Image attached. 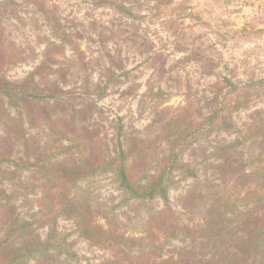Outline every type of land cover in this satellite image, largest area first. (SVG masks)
<instances>
[{
    "label": "rangeland",
    "instance_id": "374dc122",
    "mask_svg": "<svg viewBox=\"0 0 264 264\" xmlns=\"http://www.w3.org/2000/svg\"><path fill=\"white\" fill-rule=\"evenodd\" d=\"M6 1L0 5V25L6 47L17 51L19 60L6 64L0 77L21 82L38 67L52 68L41 94L58 98L48 100L53 118L89 105L87 122L99 125L112 153L130 137L143 138L163 109L195 111V124L206 131L222 100L239 105L232 129L198 137L179 158L196 177L183 179L175 171L177 184L168 200H129L113 174L90 176L71 190L90 198L128 236L140 235L150 216L168 209L197 222L199 210L189 193L219 181L217 149L264 116V0H42L56 7V16L48 10L56 24L31 0ZM7 115L21 120L26 142L8 135ZM67 145L45 126L30 128L18 107L0 99V169L13 173L0 176V201L10 196L14 216L34 223L41 240L50 228L41 226V194L29 177L44 165L70 159V153L60 154ZM238 150L259 152L249 142ZM56 229L73 245L76 258L54 257L47 264H156L191 247L177 239L160 253L131 252L86 240L65 218L57 220ZM5 231L2 225L1 237Z\"/></svg>",
    "mask_w": 264,
    "mask_h": 264
},
{
    "label": "trees",
    "instance_id": "16d2710c",
    "mask_svg": "<svg viewBox=\"0 0 264 264\" xmlns=\"http://www.w3.org/2000/svg\"><path fill=\"white\" fill-rule=\"evenodd\" d=\"M31 2L52 24L58 23L48 12L56 16L55 6L42 0ZM3 33L0 25V71L6 64L19 60L18 52L6 47ZM63 37L71 42L68 35ZM53 48L63 50L57 45ZM51 73L54 70L43 65L21 82L0 77V99L18 107L30 128L45 126L65 138L69 145L61 146L60 154H71L66 162L44 165L29 177L34 179V192L41 194L37 200L45 216L41 226L50 228L46 240L35 235L34 223L14 216L11 198L4 194L0 201V228L5 225L6 231L0 236V264H30L32 260L47 264L54 257L76 258L73 245L60 237L56 229L59 218L71 220L77 232L96 245L121 247L131 252L160 253L174 240L191 242V247L177 258H163L156 264H264V116L251 124L242 137L217 149L214 156L219 161L214 168L219 181L189 193L199 210L197 222H187L168 209L150 216L140 235L128 236L107 213L92 205L90 198L77 197L71 190L90 176L113 174L129 200H168L177 184L175 171L183 173V179L196 177L193 167L179 158L198 137L217 128L232 129V114L239 105L222 100L206 131L195 124V111L163 109L143 138L130 137L112 153L99 125L87 122V114L92 110L89 105L53 118L48 100L58 98L41 94ZM230 86L236 88L234 84ZM4 123L9 136L27 141L21 120L7 115ZM248 142L251 149H259L257 154L239 152ZM12 174L0 169L1 177L9 178ZM28 186L30 181L26 183Z\"/></svg>",
    "mask_w": 264,
    "mask_h": 264
},
{
    "label": "water",
    "instance_id": "95a60500",
    "mask_svg": "<svg viewBox=\"0 0 264 264\" xmlns=\"http://www.w3.org/2000/svg\"><path fill=\"white\" fill-rule=\"evenodd\" d=\"M6 0H0V5L3 4Z\"/></svg>",
    "mask_w": 264,
    "mask_h": 264
}]
</instances>
